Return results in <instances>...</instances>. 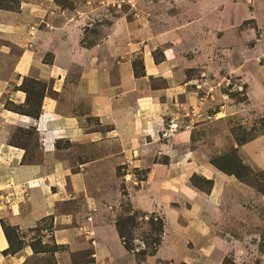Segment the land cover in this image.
I'll return each mask as SVG.
<instances>
[{"label":"rangeland","instance_id":"rangeland-1","mask_svg":"<svg viewBox=\"0 0 264 264\" xmlns=\"http://www.w3.org/2000/svg\"><path fill=\"white\" fill-rule=\"evenodd\" d=\"M0 7V108L28 112L44 99L65 105L53 143L32 127L9 131L23 159L0 161L5 255L29 247L24 264H57L53 254L65 247L52 242L54 216L80 227L105 213L120 221L136 259L153 255L166 234L184 264H264V0H0ZM69 25L83 49L105 44L91 64L56 67L53 50L63 62ZM12 93L24 103H10ZM57 162L54 185L46 173ZM31 164L62 196L55 215L22 232L8 222L22 215L23 169ZM8 169L16 178L5 185ZM90 250L59 259L81 263Z\"/></svg>","mask_w":264,"mask_h":264},{"label":"crops","instance_id":"crops-1","mask_svg":"<svg viewBox=\"0 0 264 264\" xmlns=\"http://www.w3.org/2000/svg\"><path fill=\"white\" fill-rule=\"evenodd\" d=\"M66 27L67 29L64 31L63 35L66 37V43L64 42V45L62 46L65 48L67 54L65 55L63 62H61V57H59L60 53L55 47L53 50L54 59L56 60L55 65L64 63V65L86 66V61H88L87 59L89 57L91 59L93 55L98 56L100 53H102V51L105 50V44H96V46L92 48L83 49L80 47L81 40L79 34H76L74 31L72 32L71 28L74 26L69 25ZM64 37H61V39ZM88 63L91 64L92 62L88 61ZM146 63L149 67L154 66L150 59H148ZM59 66L60 65H56L57 68ZM23 69L24 66H20L22 75H25L30 70L29 68ZM58 82L60 83V81ZM0 92H2L1 88ZM12 95L13 96L8 95L10 103L16 105H21L24 103V98L21 100V98H19L16 93H12ZM73 102L74 101L71 100L70 104ZM60 104L63 106L62 110H59L58 106L56 107L55 101L52 99H44L40 106V113L37 118L21 115L13 110H5L3 107L0 108V161L3 163V165H8V163L13 165L22 163V149L18 145H12L9 142V131L12 129L14 130L16 127H22L24 129L28 127L34 128L40 138H42L41 136H46L48 138L49 141L45 143L46 145L53 143V140H57V135L59 133L52 131L54 129L53 126L56 123V119H64V115H62L65 108L63 100L60 102ZM74 105L78 106L77 102L73 103L71 106ZM71 123H73V121H69V125ZM40 143L41 142H39V144ZM42 148L45 149V145H42ZM47 148L48 146L46 149ZM36 166L37 165L31 164V167L28 169H23L25 177L21 183V191H23L22 195L26 196L27 198H23L21 200V217L19 215H13L9 217L8 223L11 225V227H17V229L22 232L33 228L38 220L49 215H55L56 205L59 203L62 196L57 190L52 191V184L46 185V182H43L44 175H41V171L38 172L39 169ZM60 167L61 165L57 162L50 168L51 171L46 173V179L53 180L54 185H57L56 177H59V173H61ZM15 178L14 171L8 169L5 185L7 184L8 180H10V182H14ZM39 179L40 181H38ZM58 184H60V182H58ZM104 214L105 213L100 215L95 214V216L88 215L91 220H87L80 227H77L74 222L66 226H61L59 224L60 217H57V215L56 217L54 216L53 219L54 223H57V229L51 232L52 242L55 246L65 247V251L55 252L53 254L54 256L57 255V264H63L61 259H59L62 257L59 253H64L67 251H82L84 249L91 250L84 262L77 264H184L182 261L185 256H183V253L177 250L176 244H174L172 241H170V243L168 242V236L166 234H164L165 237H163L161 245L153 255L146 256L142 262L138 261L134 253H130L122 243L114 221L108 220V215L106 214L104 217ZM64 221H67L68 223L67 219ZM8 248V242L0 226V264H24L26 260H28L33 255L29 247L21 252L20 250L22 249H19V252L16 251L17 253H13L14 255H5L3 252H5ZM65 257H68L67 253H65ZM70 264H73L72 261Z\"/></svg>","mask_w":264,"mask_h":264},{"label":"trees","instance_id":"trees-1","mask_svg":"<svg viewBox=\"0 0 264 264\" xmlns=\"http://www.w3.org/2000/svg\"><path fill=\"white\" fill-rule=\"evenodd\" d=\"M0 9H3L2 7H0ZM15 111V110H14ZM17 113H19V112H17ZM39 113H40V106H39V108H37V110H29L28 112L26 111V112H20L19 114H21V115H25V116H29V117H33V118H37L38 117V115H39ZM115 226H116V229H117V232H118V234H119V236H120V239H121V241H122V243L124 244V246H125V248L128 250V251H130V252H134V250L133 249H131V248H129V246L127 245V242L125 241V237H124V235H123V232H122V225H121V223H120V221L119 222H116L115 223ZM5 230H7V229H5ZM158 230V229H157ZM161 232H162V230H161V226H160V230H159V235L161 234ZM5 234H7V232L5 231ZM7 237V239H8V235L6 236ZM157 245H159V239L157 240ZM156 250V249H155ZM153 252H155V251H153ZM153 252H151V254L153 253ZM135 254V253H134ZM141 254V253H140ZM140 254H138V256H140ZM148 254H150V253H146V252H143V256H144V259H145V256H147ZM136 255V254H135ZM138 256H137V260L138 261H143L144 259H139L138 258Z\"/></svg>","mask_w":264,"mask_h":264}]
</instances>
